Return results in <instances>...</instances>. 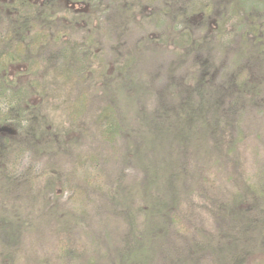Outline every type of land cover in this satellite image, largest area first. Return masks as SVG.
I'll return each instance as SVG.
<instances>
[{"label":"rangeland","instance_id":"1","mask_svg":"<svg viewBox=\"0 0 264 264\" xmlns=\"http://www.w3.org/2000/svg\"><path fill=\"white\" fill-rule=\"evenodd\" d=\"M52 1L59 15L52 32L68 26L63 33L73 58L37 68L30 124L1 131L25 143L18 153L7 142L0 147V177L13 178L14 191L25 198V230L3 244L12 249L14 264H114L128 239L127 219L111 195L118 181L116 197L134 192L142 174L135 161L122 158L126 142L109 147L98 140L104 129L99 112L112 101L104 99L105 76H112L121 106L134 99L150 113H172L196 101L202 79L226 119V163L209 184L212 200L233 204L241 191L236 181L264 206V0ZM27 13L35 16L36 8ZM4 22L0 16V27ZM79 61L91 67L82 76L74 71ZM67 68L71 74L62 81ZM25 72L24 65L10 68L24 81ZM122 83L128 93L119 89ZM80 101L77 115L69 114L68 106L75 111ZM196 219L198 226L210 224L203 215ZM4 237L0 241H8Z\"/></svg>","mask_w":264,"mask_h":264},{"label":"trees","instance_id":"2","mask_svg":"<svg viewBox=\"0 0 264 264\" xmlns=\"http://www.w3.org/2000/svg\"><path fill=\"white\" fill-rule=\"evenodd\" d=\"M56 2L0 0V16L5 20L0 27V147L7 142L16 153L25 143L1 131L10 132L11 125L30 124L37 108L30 103L37 94H29L39 89L37 68L56 66L59 60L66 64L74 53L63 33L68 26L61 34L52 32L59 24V15L53 10ZM34 7L36 15H29ZM23 65L25 81L10 75V68ZM73 66L78 76L91 69L90 65L83 68L80 61ZM69 69L64 71L62 81L71 74ZM104 79V99L112 101L99 112L104 129L98 140L109 147L121 140L126 142L122 158L135 161L142 174L134 192L127 190L120 198L116 197L120 181L114 185L112 205L128 222V239L114 264H153L155 259L163 264H264V206L256 205L261 197L246 183L239 186L235 181L233 186L241 191L236 190L233 204L212 200L209 184L217 168H224L226 163L222 141L226 119L225 114L221 119L219 104L203 88L202 79L196 86L200 87L197 100L185 101L172 113L144 111L137 108L134 99L121 106L123 99L110 82L112 76ZM127 85L122 83L119 89L128 93ZM82 104L74 105L78 108L75 111L71 104L68 113L77 115ZM0 179V238L4 234L8 237V241H0V264H14L12 249L3 244H13L20 229L25 230L26 218L21 215L25 198L14 191L13 178ZM200 215L209 226L196 225Z\"/></svg>","mask_w":264,"mask_h":264}]
</instances>
